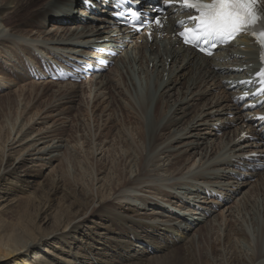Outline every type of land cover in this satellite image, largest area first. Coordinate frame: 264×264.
Masks as SVG:
<instances>
[{
    "label": "bare ground",
    "instance_id": "bare-ground-1",
    "mask_svg": "<svg viewBox=\"0 0 264 264\" xmlns=\"http://www.w3.org/2000/svg\"><path fill=\"white\" fill-rule=\"evenodd\" d=\"M85 1L0 0V93L5 94L0 101L8 99L23 106L28 95L32 101L36 90L43 94L48 89L54 104L50 103L44 112L50 119L72 112L71 104L77 101L84 106L86 102L81 99L87 89L93 94L91 103L103 98L108 102L100 101L98 105H115L114 111L130 124L129 129L121 130L124 135L116 142L118 145L112 140L91 142L94 181L99 183L103 179L100 176L111 171L107 173L108 183L103 181L101 188L95 184L89 193L80 185L78 190L66 187L68 181L64 182L55 168L51 171L52 180H41L39 189L48 194L39 203L44 224L53 214L52 196L57 192H65L64 202H70L72 208L70 212L65 211L66 207L56 210L58 226L49 231L42 223L33 228L26 218L35 201L22 200L12 192L27 181L21 179L19 169L32 179L38 175L33 167H48L55 159L60 160V154L54 153L64 148L57 142L66 141L58 131L61 126L53 123L34 128L47 119L42 114L12 128L0 166V264L12 257L7 264H27L21 257L31 252L40 256V264H169L166 261L172 258L177 259L176 264H211V254L217 260L214 264H264V170H242L244 155L261 152L264 159V145L240 137L243 131L253 135H258V131L234 103L235 91L231 89L236 80L255 70L256 46L243 37L238 41L241 47L219 52L212 58L181 48L172 39L132 47L113 38L108 8L101 9V16L93 15L82 6ZM90 1L97 4V0ZM124 46L127 48L122 51ZM96 47L122 52L113 59L115 65L111 69L82 84L37 81L28 73L29 67L40 70L47 59L71 55L96 60L98 54L92 51ZM137 77L141 79L140 87ZM79 106H75L76 114H86ZM116 113L108 112L106 128L117 119ZM87 123L82 121L83 125ZM219 131L223 134L217 143L215 136ZM49 141L53 144L40 147ZM118 146L125 152L119 151L113 163L110 151ZM77 151L86 156L84 146ZM13 156H17L15 160ZM61 160L71 163L69 158ZM214 191L226 201L213 198ZM66 193L73 200H68ZM160 199L179 202L192 214L178 215ZM148 206L161 210L151 212ZM220 210L226 217V244L211 246L200 254L193 252L200 239L209 242L215 230H221L223 224L216 223L219 214H215ZM176 214L177 222L173 220ZM193 214L207 220L215 217V223L206 224L205 233L198 229L184 249L181 245L186 234L200 219ZM165 216L168 218L160 219ZM230 239L235 243L228 245ZM162 254L166 261L158 260ZM178 255L187 262L179 260Z\"/></svg>",
    "mask_w": 264,
    "mask_h": 264
},
{
    "label": "rangeland",
    "instance_id": "rangeland-1",
    "mask_svg": "<svg viewBox=\"0 0 264 264\" xmlns=\"http://www.w3.org/2000/svg\"><path fill=\"white\" fill-rule=\"evenodd\" d=\"M33 8L34 7H31V9H33ZM30 12H32V11H30ZM0 60H1V58H0ZM9 78H11V77H9ZM11 79L14 80V78H11ZM37 81H40V80H37ZM137 82H138V86L140 87L141 79L139 77H137ZM27 83H29V82H27ZM31 91L32 90H30V92ZM79 93L81 94V92H79ZM90 93L91 92H88L87 89L84 90V94L82 93L84 95V98L81 99V101H85L86 102V104L84 106L81 103L79 104L78 101H77L76 103L71 104L72 109H71L70 106H68V108L70 107L72 112L66 111L67 107H63V108H65L64 111H66V114L64 113L63 115L58 116L61 120L58 117H52V118L48 119L47 115L45 114L46 107L50 103L54 104V100L52 99V93L49 92L48 89H46V92H44L43 94H38V91L36 90V93L34 95V99L32 101H31V98H29V95H28L27 96V101H23L24 102L23 106L22 105L21 106L17 105L18 103L16 101H12L13 104H11L12 102L10 103L9 101H7L8 99H2L0 101V134H1L0 135V139H1L0 140V166H1V163L3 161V156H4V144L6 143L8 137L10 136V132H11L12 128L14 126L18 127L19 125L27 124L28 122H30L32 120V118L34 116L38 117V115L40 116V115L43 114L45 119H46V117L48 119V120L46 119L45 122L43 124H41V125L36 124L34 126V128H41V127H44V126H47V125H50V124H53V123L59 124L61 126L59 128V130H58L59 133H60V136H63L64 137L63 140H66L65 142H57V144H62V146H64V148L62 147L61 151H59V152L56 151L54 153V154H60V157H61V158H59L60 160H56L55 159L52 162V164H49L48 167H44L42 164L40 166H38V167H33V170L36 169L35 171L38 172V175H36L35 177L33 176L34 179L33 178L31 179L30 178L31 176L25 177L23 172H22V169L18 170V172L21 174L20 175L21 179L25 180V178H26L27 181L26 182H21L22 183L21 186H15L13 188V192L12 193H14V194L16 193L18 196H20V199H22V200H30V198H31V199H33L35 201L34 207L30 208V212H29L30 215L28 214L29 216L26 217L28 219V221L31 222L29 224H30V226H33V228H36L37 224H41L42 223L43 227H46L47 229H50L49 231H51V230L57 228V226H58V221H57V219L55 217L56 210H58L60 207L63 210L66 207L67 209L65 211H67V210H69L68 212L72 211L71 210L72 208L69 207V205H68L70 202H68V201L64 202V198L62 197L63 193H65V192L62 193V191H59V192H57L56 194H54L52 196V198H54V201H53L54 205H53V209H52L53 214H50V216L48 217L49 221L46 224H44L45 221H42V216L40 214L42 210H41V206L39 205V203H40V201H42V203H43L47 199V195L48 194H46V190L45 189L41 191L39 189V187L42 184L41 180H43V179L45 180L46 178H48L49 180L53 179V177L51 176L52 175L51 171L54 168L56 170H58V174L60 175L61 179L63 178L64 182L68 181L66 187H71L72 189L78 190L79 185H80V188H82V189H84V191L90 193V192H92L93 186H95V184H97L96 185L97 188H99V187L101 188V185L104 182L108 183L109 175L107 173L111 172L110 170L108 172H106L105 175H101L100 176V178H103L102 181H100L99 183H97L98 181H94V178H95L94 170H96V168L95 169L93 168L94 165L92 167V161H94V159L92 158L93 157V153H90V152H92L91 148H92V145H93L91 142H93V141H95V142L100 141L101 142L102 140H107L109 142V141L112 140V143L114 145H118V144H116V142L118 143V141H121V139L123 138V135H124L121 130L129 129L128 126L130 124L124 122V120L119 116V113H116V111H114L116 109V107H115V105H111L112 103L110 104V107L105 108V106H107V104H108L107 103L108 102L107 99H103L102 98V99H99V102L91 103V101H93L92 100L93 94H90ZM3 95H5V94L0 93V97L1 98L4 97ZM79 99H80V96H78V100ZM106 100H107L106 103H103V104L101 103L100 105H98L100 103V101H106ZM89 102H90V104H89ZM78 105H80L79 107L82 108L84 113L86 111V114H84L85 116L84 115H82V116L80 115L79 116L78 114H76L77 112H76L75 108L78 107ZM87 105H88V107L90 106L89 111L87 109L88 108ZM93 106H95L96 108L93 107ZM92 110H93V112H92ZM108 112L109 113L115 112L117 119H115L112 123H110L109 127L107 126V128H106L104 123H106L105 118H107L106 115L108 114ZM18 116H19V118H18ZM57 119H59V120L57 121ZM16 120H18V121H16ZM81 120L82 121H86V123L88 122L87 124H89V125H87V124L83 125ZM120 123L121 124L123 123L124 125L123 124L121 125ZM111 126H113V127H112V129L110 131L109 128ZM83 127H85V128H83ZM14 133L15 132H13V136H14ZM79 134H80V137H79ZM222 134H223V131H219V132L216 133L215 139H217V141H216L217 143L220 141V139L222 137ZM98 135H99V137H98ZM121 136H122V138H121ZM86 138H88L89 140L86 139ZM79 139H80V141H79ZM48 144H53V142L49 141V143L40 144V147H44V145H48ZM83 146H84V150H86V156H88V158L86 156L83 157L77 151V150L81 149ZM120 146L111 148L110 152H112L113 154H110L109 158L112 160L113 163H115L117 161V157H118V152L119 151L122 152V153L125 152V149L123 147H120ZM13 157H14V160H15V158L17 156H13ZM45 157H48V156H45ZM96 157H97V154H96ZM99 157H101V156H99ZM65 158H69V160H71V163L66 161V164H67L66 165L61 160V159H65ZM12 160H13V158H12ZM191 164H193V162ZM65 165H66V168H65ZM28 179H31L32 181L28 180ZM254 180L255 179H252V182H254ZM37 190H40L38 192L39 194L36 192ZM134 192H138L140 194L147 193L146 191H134ZM65 195H66L68 200H73V198H72L73 196L70 195L71 199H69L68 193H66ZM73 195H74V193H73ZM242 195H243V193L240 194V197H242ZM160 200H161L162 204L166 205L167 207L170 205L168 207V209L176 212L178 215L179 214L181 215L183 213L187 214V215L192 214V213H190L189 209H185L184 207L180 206L178 204L179 202L178 203L177 202L173 203V202H166V201H164L162 199H160ZM233 201H236V199L233 200ZM233 201L230 202V203L233 204L234 203ZM68 207H69V209H68ZM111 207H112V205H111ZM147 208H150L151 212H153V210H156V209L161 210L160 207H158V206H156V207L148 206ZM150 210H148V211H150ZM166 212L168 213V211H166ZM177 214H176V216H173V218L176 217L175 219H173L174 221L176 220V222H177V219H178L177 218ZM215 214L216 215L219 214L218 215V221L216 223H218V224L222 223L223 224V226L221 227V230L220 229H216L215 230L213 235L210 236V237H212L210 239L211 241H209L210 243L207 242L206 240L202 241L200 239L198 241V243L195 244L196 248L193 250V252H196V253L200 254L201 251H205V250L207 251L208 249L211 248V246H215V247L219 248V247H221V244L222 245L226 244V238L224 236V234L226 233L225 225H224L226 217L223 216V213H221V210L217 211ZM193 215H194L195 218H197V219L200 218V219L194 223L193 229H191L188 232V234H186V236H188V237L185 238L184 243L181 245V246L184 245V249L190 244L189 240L192 238V236L196 233V231L198 229H200L201 233H205L206 232V228H205L206 224H210V223L214 224L215 223V221H214L215 217L207 220V217L202 218V217H199L198 215H195V214H193ZM167 218L168 217L165 216V218L162 217L160 219H167ZM234 219H239V218H234ZM31 220H33V222ZM89 224H90V222L88 223V225ZM229 241H230V243L228 245H231V244L235 243V241L233 239H230ZM202 242H205V243H202ZM211 243H213V244L210 245ZM218 253H219L218 254L219 255V257H218L219 258V262H221V255H220L221 253L220 252H218ZM228 256H230V254H228ZM164 257H165L164 254L158 255V260H161L162 262H163V260L166 261L164 259ZM178 257H179V260H181L183 262H187V260L182 255H178ZM21 258H22V260L26 259V261H28L27 264H40V262H39L40 256H35L32 252L22 256ZM195 258H197V257H195ZM151 259H153V258H151ZM151 259H149L147 261H150ZM12 260H13V257L9 258L8 260L2 261L1 263L2 264H7V263L12 262ZM210 261H211L210 262L211 264H214V263L217 262V260H214L212 258V254L210 256ZM166 262H168L169 264H176L177 259L172 258L171 260L166 261ZM159 263H160L159 261H154V262H151L149 264H159ZM199 264H203V263L200 262ZM204 264H205V262H204ZM207 264H209V263H207Z\"/></svg>",
    "mask_w": 264,
    "mask_h": 264
},
{
    "label": "snow or ice",
    "instance_id": "snow-or-ice-1",
    "mask_svg": "<svg viewBox=\"0 0 264 264\" xmlns=\"http://www.w3.org/2000/svg\"><path fill=\"white\" fill-rule=\"evenodd\" d=\"M171 0H165L170 4ZM180 6L196 13L188 21H181L183 31L179 37L183 43L197 48L206 55H213V49L220 45H227L240 34L253 35L261 48L260 60L262 67L256 74L259 78V88L254 95H264V10L260 7V0H180ZM136 16V13L132 14ZM158 26L159 19L155 20ZM191 24V26H185ZM255 81H240V84L249 85ZM244 97L240 99H245ZM255 107V105H253ZM264 119V117H260Z\"/></svg>",
    "mask_w": 264,
    "mask_h": 264
}]
</instances>
